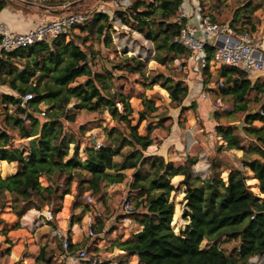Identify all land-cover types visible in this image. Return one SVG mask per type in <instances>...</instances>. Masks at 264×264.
Wrapping results in <instances>:
<instances>
[{
  "label": "trees",
  "instance_id": "obj_1",
  "mask_svg": "<svg viewBox=\"0 0 264 264\" xmlns=\"http://www.w3.org/2000/svg\"><path fill=\"white\" fill-rule=\"evenodd\" d=\"M184 2L133 0L126 9L116 11L114 17L98 13L92 22L99 21V42L109 48L108 30L117 18L124 26L153 42L154 60L166 66L190 57V52L177 41L187 23L180 15ZM253 2L250 0L248 6ZM200 4L202 6L201 0ZM16 5L14 0H0V13L9 7L20 10ZM244 13L251 14V10L246 7ZM238 22L241 24L237 27ZM234 24L237 33H254L252 22L235 20ZM85 26L79 28L85 31ZM69 36L63 35L51 44L40 42L0 55V86L10 91L0 93V106L5 107L0 112V163L5 166L16 163L18 167L16 173L6 178L0 176L1 205H6L9 196L18 217L30 209L50 208L55 219L64 197L71 193L73 180L78 184L73 208L79 206L78 198L85 188L87 195L100 201L105 186L124 182L123 172L111 171L119 166L115 158L123 157L122 150L130 147L132 152L124 158L121 168L136 170L130 190L139 193L133 214L137 215L136 222L142 229L116 244L126 257H135L140 264H250L254 257L264 258V200L251 190L245 173L229 168L227 181H224V162L214 159L211 174L203 179L194 175L197 157L189 155L177 169L163 158L145 157L140 150L146 151L153 140L150 134L140 135L137 126L132 125L130 97L112 91L114 73L111 69L104 72L94 69L98 54L93 45H86L90 37L75 35L69 39ZM215 51L211 45L206 47L207 64L202 70L207 77L205 85L214 77L219 83L224 82L223 87L219 86L220 99L232 104L225 117L232 119L236 113L245 114L242 129L239 125L222 123L215 127L217 136L226 143V147H218V151H242V168L252 172L264 195V127L255 125L264 123V77L253 81L243 71L228 66H222L216 76L212 75L209 68ZM121 66L130 73L141 74L144 62L130 58L122 61ZM83 78L85 81L79 82ZM159 80L169 92L173 106L180 107L189 95V87L182 81L175 83L163 76ZM250 94H254L253 99L249 98ZM27 96L33 97L25 102ZM73 100H76L73 109L107 111L117 122L109 131L105 146L85 149L86 161L79 158L80 140L64 132L63 121L72 123L76 119L69 108ZM119 105L123 106L122 111ZM143 105L140 120H150V113L156 111L155 104L146 100ZM9 107L15 111L10 112ZM186 109L182 107V111ZM15 132L18 139L28 140V144L14 146ZM71 145H75L74 154L66 160ZM146 166L151 171L163 172L162 178L150 180ZM176 175L183 176L180 181V186L185 187L182 218L188 221L186 229L179 233L172 226L175 205L171 201L172 193L179 187L168 181ZM42 178L47 185L41 183ZM95 205L86 203V211L93 210ZM95 217L98 221L102 218ZM97 226L95 223L94 231L99 233L102 224L96 230ZM225 240L238 242L230 254L222 247ZM68 242L72 255L83 246L73 243L71 237ZM59 246L62 248L61 243ZM35 264L63 262H58L54 252L45 245L40 248Z\"/></svg>",
  "mask_w": 264,
  "mask_h": 264
},
{
  "label": "rangeland",
  "instance_id": "obj_2",
  "mask_svg": "<svg viewBox=\"0 0 264 264\" xmlns=\"http://www.w3.org/2000/svg\"><path fill=\"white\" fill-rule=\"evenodd\" d=\"M66 6V12L73 13H107L114 17L116 11L126 9L133 0H81L72 6L71 0ZM76 1V0H74ZM204 12L213 17L216 22L223 24L235 25V20L252 22L255 25L254 33H249L258 40L264 39V1L254 0V4L248 6L250 0H201ZM63 2L62 0H53V3ZM16 7L27 11L43 12L39 6L36 8L30 4H23L14 0ZM193 0H185L184 6L189 16L192 15ZM248 7L251 14L244 13ZM67 14V13H66ZM61 16V15H60ZM94 18V17H93ZM92 18V20H93ZM50 20V19H49ZM1 23V22H0ZM241 23H236L237 27ZM99 21L86 24V30L81 28L73 31L69 39L75 35L81 37H90L86 45H93L97 52L94 69L98 72H104L111 69L114 73V92L123 93L130 97V104L133 110L132 125L137 126L138 133L146 136L150 134L153 145L146 151L140 152L145 157L163 158L165 163H172L175 169L184 165L188 156L198 158V163L194 167V175L206 179L211 174V162L214 159L224 162V173L222 178L227 181L228 169L235 168L242 170L248 177L247 184L258 197L264 200V195L260 192L259 182L254 179L249 169H243L241 160L244 153L242 151H225L219 153L218 147L224 149L226 143L221 137H218L215 127L219 124H234L243 128L245 114L236 113L232 119L224 115L231 109L232 104L220 99L221 87L217 77H214L211 83L205 85L206 76L203 75L201 63L189 62V58H183L173 61L164 66L154 60L155 49L154 43L146 39L145 36L135 30L124 26L117 18L113 21L112 29H109L111 40L110 47L107 48L99 42L97 28ZM235 25V27H236ZM233 27V26H232ZM250 26L249 28H251ZM234 28V27H233ZM117 50V52L115 51ZM135 58L142 60L144 67L141 74H134L124 70L121 62ZM120 65V68H115ZM215 68V67H214ZM210 65L212 75H217V70ZM172 79L175 83L182 81L189 87V95L180 107H174L171 102L169 92L163 87V81L160 77ZM85 78L79 82H84ZM6 87L0 86V93H9ZM254 94L249 98L253 99ZM150 100L154 102L156 111L150 113V120L141 121L140 113L144 110V102ZM194 102L196 103L195 105ZM222 103V106L220 105ZM264 105V99L262 101ZM76 100L70 105L71 113L76 115L75 122L63 121L64 132L68 135L74 134L76 139L80 140L79 158L86 161L84 153L87 147H95L97 144L105 146L109 131L116 126L117 122L107 111H87L73 109ZM182 107H187L182 111ZM44 110L46 107L41 106ZM10 112L14 108L9 107ZM122 111L123 106L119 105ZM5 110L0 106V112ZM264 115V114H263ZM43 117V116H41ZM44 122V119H42ZM256 126L264 127V123L256 122ZM14 146L23 147L28 144V140H20L15 132ZM75 145L70 146L69 159L74 154ZM123 157H116L115 161L118 168L111 172H123L126 178L121 184L105 186L104 196L97 200L93 210L86 211L87 190L78 198L79 206L73 208V203L77 196V181L73 180L71 184V193L64 197L61 205V211L53 222H48L46 214L50 208L42 211L30 209L22 217H18L11 204V198L8 196L6 205H1L0 200V264H35L36 254L39 255L40 248L47 245L54 252V257L58 262L63 264H140L135 257H126L116 244L120 241L129 239L132 235L142 229L136 222V214H128L126 208L127 200L132 203L133 209L138 201V192L130 190L134 181L136 170L122 169L125 163V157L128 156L132 149L125 147L122 150ZM152 180L162 178L163 172L149 170ZM17 164L3 165L0 163V176L6 178L17 172ZM182 175L172 176L170 181L179 190L171 195V201L175 205L173 217V229L176 233L185 230L188 221L182 218L185 211L184 186H180ZM43 185H47L44 178L41 179ZM134 211V210H133ZM132 211V212H133ZM92 212L101 213V219L96 222L98 227L102 224V231L95 232L94 236L88 235L87 217ZM62 232L77 244L83 245L73 255L68 251V257L63 258L65 251L62 241L56 236L57 232ZM62 244V248L59 246ZM238 245L236 241H226L222 245L227 253ZM58 247V250L55 249ZM234 247V248H233ZM80 250H86L87 255L84 259H79L77 254ZM70 260V261H69ZM250 264H264V258L254 257Z\"/></svg>",
  "mask_w": 264,
  "mask_h": 264
},
{
  "label": "built area",
  "instance_id": "obj_3",
  "mask_svg": "<svg viewBox=\"0 0 264 264\" xmlns=\"http://www.w3.org/2000/svg\"><path fill=\"white\" fill-rule=\"evenodd\" d=\"M30 5L40 4L50 7L53 0H16ZM193 15L196 23L189 22V17L182 10L181 18H186L187 23L181 31L177 41L190 52L189 62L201 63V67L207 64L206 47L211 45L216 51L210 61V65L217 71L222 66L239 69L248 75L253 81L259 77H264V39L258 40L248 32L237 33L230 24L214 22L209 15L204 12L200 0H193ZM192 15V16H193ZM94 13H73L69 12L57 18L43 21L26 32H13L8 27L0 23V55L3 52L10 53L19 49H26L40 42L53 43L63 35H71L80 26L90 23ZM94 19V18H93ZM221 87L224 82H220ZM27 96L25 102L32 99ZM222 106V103H220ZM230 109H228L229 111ZM264 114V111L262 112ZM44 116V114H42ZM102 145L97 144L96 148ZM87 203L95 205L96 202L91 195L87 196ZM128 214H133V207L130 200L126 202ZM98 217L101 213H96ZM48 222L54 220L51 210L46 214ZM96 217L90 213L87 217V232L89 236H94V225ZM63 243L66 258L69 256L68 236L62 232L56 233ZM86 250H80L77 254L79 259H84Z\"/></svg>",
  "mask_w": 264,
  "mask_h": 264
},
{
  "label": "crops",
  "instance_id": "obj_4",
  "mask_svg": "<svg viewBox=\"0 0 264 264\" xmlns=\"http://www.w3.org/2000/svg\"><path fill=\"white\" fill-rule=\"evenodd\" d=\"M62 1L63 2H60V3L55 2L51 4L50 7L39 6L43 11L41 13L37 11H33V10L32 12H29L27 10L23 11L22 9L15 10L10 7L6 8L0 13V22L5 24L10 31L26 32L27 30L33 28L34 26H36L37 24L43 21L54 19V18L59 17L60 15L69 13V12H66V9H65L66 6L69 4V1L68 0H62ZM71 1L72 2L70 4L74 6L75 4L79 3L81 0H76V1L71 0ZM183 6L181 7V9L187 14V11L183 9ZM33 7L36 8L38 6L33 5ZM192 15H193V9H192ZM192 15L189 16L187 14V16L189 17V22L196 23V19L194 15L193 16ZM77 242L79 241L76 238L74 243H77ZM55 249L58 250V247L55 246ZM36 257H38V254H36ZM34 262H35V259H34ZM26 264H29V262L26 261Z\"/></svg>",
  "mask_w": 264,
  "mask_h": 264
}]
</instances>
